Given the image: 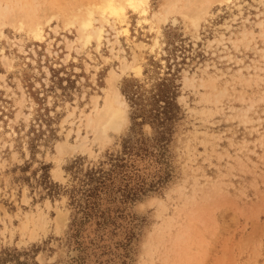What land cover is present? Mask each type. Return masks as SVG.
Returning <instances> with one entry per match:
<instances>
[{
  "label": "rangeland",
  "instance_id": "374dc122",
  "mask_svg": "<svg viewBox=\"0 0 264 264\" xmlns=\"http://www.w3.org/2000/svg\"><path fill=\"white\" fill-rule=\"evenodd\" d=\"M94 1L0 0V264H264V0H177L187 16L158 25L155 50L128 11L129 41L105 26L98 51L65 23ZM174 1L149 0V17ZM27 10L43 42L15 26ZM134 58L140 74L114 83ZM113 89L126 120L104 139L86 123Z\"/></svg>",
  "mask_w": 264,
  "mask_h": 264
},
{
  "label": "bare ground",
  "instance_id": "6f19581e",
  "mask_svg": "<svg viewBox=\"0 0 264 264\" xmlns=\"http://www.w3.org/2000/svg\"><path fill=\"white\" fill-rule=\"evenodd\" d=\"M192 1L190 0L188 3H191ZM196 1L197 0H195L194 2H196ZM205 1H207V0H205ZM225 1L230 2L231 0H225ZM176 2H177V0H175L174 2H169L162 11H160L159 13H153L152 16L149 17V14H150V13L148 14L149 0H98V1H94L92 3H88V6H86V7L84 5L83 8H81V7L76 8V10L74 12L70 10V12L67 14L65 23H66V25H70V26L75 25L77 27V31H76V33L78 35L77 39L81 45L86 46L87 44H90L92 41H94L96 44L95 50L98 51L101 48L104 41L106 43H108L109 45L111 43L110 39L107 37L108 31L105 29V26L110 27L114 31V37L116 38V41L118 43H119V40H118L119 37H124L126 40H128L130 33H129V23L127 21V12L130 11V12L138 15V25H141V24H143L144 26L147 25L149 30L153 34H155V36L152 37L153 44L150 45V49L155 50V49H159V47H160L159 40H158L159 27L160 26H158V25L160 23H166L167 21L170 22L172 25H175L178 22L175 14L181 13V12L178 11L177 9H172V6H174V4ZM194 2H193V4H194ZM16 3H18V2H16ZM203 3H204V1H202V4ZM5 4L6 5L4 7L2 6L3 8H1V5H0V18H3L7 13L11 14V12H13L12 8H11L12 6L9 4V2H7ZM24 6H26V3ZM21 8H23V7H21ZM206 9H207V7L205 6V3H204L203 7H201V8L197 7V9H194L192 11V16L189 18L191 21L190 23L192 24V28L194 27L195 30H197L199 28L200 21L205 18L204 16L207 14ZM42 15L36 16L35 11L30 10V11H28V13L26 12V13L22 14V16L20 15V17L17 20H15L14 18H12V20L13 19L15 20V23H16L15 26H18L19 28H23V26L26 25L28 33L31 35V37L35 41L43 42L45 40V38L43 36L44 31H43L42 22H44V21L43 20L40 21L41 18L43 17ZM181 15L183 17L187 16L186 13H184V12H182ZM45 19L46 18H44V20ZM14 20H13V22H14ZM47 20H48V18L46 19V21ZM10 23L11 22H9V24ZM259 25H260V23H259ZM242 36H243V38L247 37L245 32L242 34ZM221 37H223V36L221 35ZM232 43H234V41ZM141 46L144 47L143 44H141ZM113 49L114 48L111 47L109 49V51L112 52ZM119 51H121V49H119ZM120 61H121L120 62L121 65L118 68L119 70L118 71L111 70L109 73L110 78L112 81H114V83H115V81L119 80V78L121 76H124V75L126 76L129 73H133L134 75L140 74V67L135 65V63H134L135 58L132 62H128V61L126 62L125 59H122ZM111 85H113V84H111ZM217 101H218V99L215 102H217ZM124 107H125L124 99H122V96L118 93L117 89H113L112 96L111 97L107 96L105 98L101 112L99 114H97L94 118H91V117L87 118L86 117L87 123L86 122L85 123L87 126H89V127H87V129L90 128V126L92 127V125H94V127L100 131L99 135L101 138L105 137V133L108 129H111L113 131L118 132L120 130L122 124L126 120V115H125L126 113L124 112ZM97 109H98V97H94L93 98V110L92 111L93 112L97 111ZM73 115H74L73 111H69L67 113L65 119H64V122H67L68 119L70 117H72ZM85 115H84V117H85ZM25 117L27 118V116H25ZM81 119H79L80 122H81ZM70 124L72 125L73 122L71 121ZM79 126H81V125H78V128L76 130V136L77 137H79V135H80ZM71 131H72L71 129L68 131V133L66 134V139H64V141L56 143L55 150H56L57 156L62 155L65 152L66 145L68 146L67 138H68V135ZM82 141L85 142L84 140H82ZM75 145H76V143H75ZM83 146H85V145H83ZM53 173H54L55 177H57V178L60 177V174H59L57 167L55 169H53ZM58 220H59L58 226L60 225V227L61 226L63 227V225L65 224L64 216L58 215ZM208 224H212V223H208ZM167 227H169V226H167ZM33 237H34L33 234L30 235V238H33ZM175 240H177V239L175 238ZM147 244L149 245V243H147ZM151 248H152V246H151Z\"/></svg>",
  "mask_w": 264,
  "mask_h": 264
},
{
  "label": "trees",
  "instance_id": "16d2710c",
  "mask_svg": "<svg viewBox=\"0 0 264 264\" xmlns=\"http://www.w3.org/2000/svg\"><path fill=\"white\" fill-rule=\"evenodd\" d=\"M163 114L166 115L167 113L166 112H163ZM158 142L159 141H157V143ZM127 148H128V154H130L131 152H133L135 149H138V150H146V149H144L143 143H141V145L139 147H137V148H135L132 145H129ZM159 182H160V180H157L154 184H150L147 188L144 187L145 185H143V184L142 185L136 184V185H133L132 187H130L129 185H125V189H126L125 191H126V193L129 196H132V198H137L138 196L145 195L146 193H148L149 191H151L152 188H154L155 185L158 184Z\"/></svg>",
  "mask_w": 264,
  "mask_h": 264
}]
</instances>
